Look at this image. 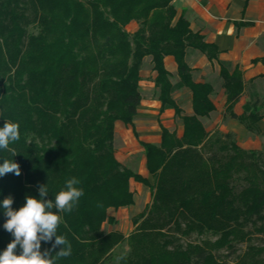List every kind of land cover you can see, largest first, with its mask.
<instances>
[{
  "label": "trees",
  "instance_id": "1",
  "mask_svg": "<svg viewBox=\"0 0 264 264\" xmlns=\"http://www.w3.org/2000/svg\"><path fill=\"white\" fill-rule=\"evenodd\" d=\"M174 1L0 0V127L11 120L20 132L9 145L20 175L0 177V202L10 195L18 210L27 196L39 198L44 184L45 199L54 201L69 178L81 181L84 195L72 212L61 213L57 230L72 254L57 264H110L122 246L127 255L119 264H221V252L235 256L252 233L264 236V147L243 151L234 135L205 132L201 121L215 111L213 89L192 81L186 52L216 63L224 118L254 138H264L258 128L264 102L250 93L242 114H233L244 94L240 72L220 62L216 47L192 34L183 17L175 20ZM131 22L138 30L130 36L124 28ZM167 57L176 66L175 85L163 67ZM146 58L156 75L158 115L171 112L182 129L177 138L161 128L158 145L139 142L132 130L151 186L116 161L113 147L114 124L132 128ZM256 63L264 67V60ZM180 91L190 94V116L172 100ZM9 155L0 150V163ZM130 181L150 190V206L132 220L127 238L104 235L102 226L114 225L107 212L133 205ZM6 219L0 208V252L13 239ZM206 235L216 240L187 242ZM54 240L42 241L41 251L58 252ZM235 259L264 264V246H247Z\"/></svg>",
  "mask_w": 264,
  "mask_h": 264
},
{
  "label": "crops",
  "instance_id": "2",
  "mask_svg": "<svg viewBox=\"0 0 264 264\" xmlns=\"http://www.w3.org/2000/svg\"><path fill=\"white\" fill-rule=\"evenodd\" d=\"M172 6L176 12L175 20L183 17L192 34L199 35L206 44L216 47L220 62L228 64L231 71L237 69L240 72L244 94L234 107L233 114L236 117L242 114L241 108L247 102L250 93L256 94L260 104L264 102V67L260 63H256L264 60V0H176ZM137 30L138 25L133 22L124 28V31L130 36ZM162 63L164 70L171 76V84L175 85L178 80L174 61L167 57L163 59ZM185 63L192 72V81L195 84L207 83L204 79H207L211 72L218 79L219 69L216 63H208L203 56L196 52L187 51ZM155 76V73L152 72L150 59H144L139 73L140 83L138 84L141 102L132 123L138 139L137 123L143 119L151 118L153 114L149 110V102H153L152 107L155 114L158 115V95L153 87ZM221 95V107L223 108L225 103L223 90H221ZM261 117L258 128L260 131H264V113L261 114ZM230 127L232 130H226V133L234 134L235 130L240 131V127L235 126L234 123ZM129 136H132L130 127H124L120 123L114 124L113 147L116 151V161L124 169L139 176L151 186V178L144 168L143 152L139 147H134ZM159 137L160 132L153 143L145 139L140 142L158 145ZM262 141L264 144V138ZM115 142L118 143L117 148H115ZM128 186L132 194L133 205L116 212L112 210L107 212V217L114 222V225L111 227L104 225L110 229L106 235L118 233L123 238H127L134 229L130 221L150 206V190L148 188H144L133 181H130ZM128 215H130L129 218Z\"/></svg>",
  "mask_w": 264,
  "mask_h": 264
},
{
  "label": "clouds",
  "instance_id": "3",
  "mask_svg": "<svg viewBox=\"0 0 264 264\" xmlns=\"http://www.w3.org/2000/svg\"><path fill=\"white\" fill-rule=\"evenodd\" d=\"M20 139L19 124L5 120L0 127V150H6L10 155L0 163V177L7 173L20 175V166L13 161L17 155L10 143ZM81 181L77 177L69 178L64 187L55 195V199L46 200L49 190L47 184L39 186V198L27 196L25 204L18 210H13V199L9 195L0 202L7 217L4 229L11 233L13 239L0 252V264H57L61 258L72 254V245L65 235H58L57 230L62 223L61 213H70L84 195V189L79 187ZM98 204V207H102ZM55 209L56 211H53ZM55 237L53 248L61 246L54 255L50 250L41 251V242H49ZM19 246L20 252L16 253ZM124 254L117 257L123 259Z\"/></svg>",
  "mask_w": 264,
  "mask_h": 264
},
{
  "label": "rangeland",
  "instance_id": "4",
  "mask_svg": "<svg viewBox=\"0 0 264 264\" xmlns=\"http://www.w3.org/2000/svg\"><path fill=\"white\" fill-rule=\"evenodd\" d=\"M204 80L213 89V95H212L211 101H212V104L215 108V111L213 114L211 113L206 120L201 121L205 132L208 134H212L214 132H219L221 134H227L226 130H228V131L232 130L230 126L233 123L235 124V126L240 127L235 122L230 123L232 121H230L228 118H226V117L224 118V107L223 108L221 107V104H222L221 90L222 89H221V82L219 81V79L214 77L212 72H211V74L208 75V78L204 79ZM154 91L156 92V90H154ZM172 100L175 103V105L179 108V110L181 111L182 116L185 117V116L191 115L190 94L188 91H180V92L174 93L172 95ZM148 106H149V110L153 114H152L151 118L143 119L142 121H140V123H137V129H139L138 130L139 139L138 138L137 139L139 142L141 140L145 139V140L153 143L155 141L157 134L160 132L161 128L168 130L169 133H174L177 136V138H179L181 136V130H182L181 129V123L178 119L174 118V116L171 112H166L163 115L159 116V115L155 114V111L152 107L153 102H149ZM241 110H242V108H241ZM131 129L134 131L133 127ZM234 129H236V127H234ZM229 134L234 135L236 145L240 150H243V151H260L264 147L262 138H254V137L250 136L241 127H240V131L235 130L234 134L233 133H229ZM136 136H137V134H136ZM129 139L133 142V145L135 148L139 147L137 140H135L133 138V136H129ZM117 147H118V143L115 142V148H117ZM117 159L120 160L119 158H117ZM150 203H151V194H150ZM137 216H139V215H137ZM127 217L129 218L130 215H128ZM132 220L130 221L131 226H132ZM109 230L110 229L108 227L103 225V230L101 232L104 235H106ZM133 231H134V229H133ZM215 240H216V238H213L211 236L206 235V236H203L201 238H196L195 236H193L187 242L190 244H198V242H202V241L214 242ZM247 246H251V247H255V248L263 247L264 246V236H259V235H255L252 233V236L250 237V243L249 244H244V245L236 247L237 253L235 256H230V255H228L227 252H221L218 255L219 263H221V264H235V262H236L235 257L242 255L245 252V249L247 248ZM121 254H124V258L126 257L127 248L125 246L120 247L116 251L115 256L113 257V260L110 264H119L120 260H117V257L120 256Z\"/></svg>",
  "mask_w": 264,
  "mask_h": 264
},
{
  "label": "built area",
  "instance_id": "5",
  "mask_svg": "<svg viewBox=\"0 0 264 264\" xmlns=\"http://www.w3.org/2000/svg\"><path fill=\"white\" fill-rule=\"evenodd\" d=\"M178 1H182V0H178Z\"/></svg>",
  "mask_w": 264,
  "mask_h": 264
}]
</instances>
